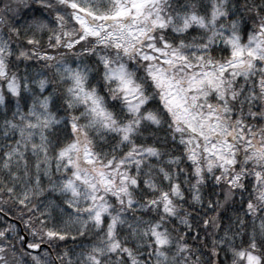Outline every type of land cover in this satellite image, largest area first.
Returning <instances> with one entry per match:
<instances>
[{
  "label": "snow or ice",
  "instance_id": "1",
  "mask_svg": "<svg viewBox=\"0 0 264 264\" xmlns=\"http://www.w3.org/2000/svg\"><path fill=\"white\" fill-rule=\"evenodd\" d=\"M0 264H264V0H0Z\"/></svg>",
  "mask_w": 264,
  "mask_h": 264
}]
</instances>
